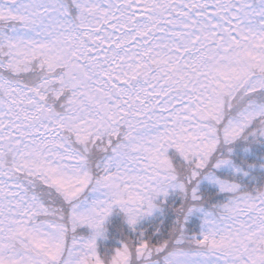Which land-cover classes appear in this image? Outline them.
<instances>
[{
  "label": "snow or ice",
  "instance_id": "snow-or-ice-1",
  "mask_svg": "<svg viewBox=\"0 0 264 264\" xmlns=\"http://www.w3.org/2000/svg\"><path fill=\"white\" fill-rule=\"evenodd\" d=\"M0 264H264V0H0Z\"/></svg>",
  "mask_w": 264,
  "mask_h": 264
}]
</instances>
